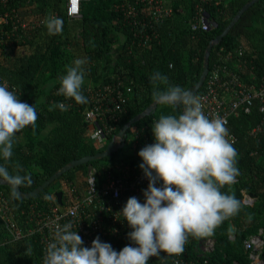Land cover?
Returning a JSON list of instances; mask_svg holds the SVG:
<instances>
[{"label":"trees","instance_id":"16d2710c","mask_svg":"<svg viewBox=\"0 0 264 264\" xmlns=\"http://www.w3.org/2000/svg\"><path fill=\"white\" fill-rule=\"evenodd\" d=\"M23 1L27 2L14 0L7 7L15 5L23 9L20 12L22 17L41 18L43 23L10 47L0 45V85L6 84L11 90L16 88L18 95L21 92L20 100L35 105L38 119L34 129L27 127L17 133L13 157L8 162L0 158V164L6 163L9 172L16 174L15 165L18 163L22 168L19 174H29L32 179L30 185L19 188L23 192H30L69 161L103 151L111 141V136L106 138L101 147L91 141L94 124L85 118L92 107L90 92L103 89L106 85L122 91L124 110L115 123L114 134H117L124 123L153 102L150 77L155 72L166 76L168 84L184 89L197 81L207 44L221 33L248 0H222L217 5L208 4L206 8L212 25L208 30L195 31L190 28L194 0H171L172 17L155 24L158 37L152 39L150 36L146 42L139 33L144 28L130 24L124 16L121 4L130 0H84L80 4V15L76 18L67 16L63 0H28L27 8ZM263 1L245 11L229 33L212 47L209 70L220 48L228 53L236 52L241 47L244 50L243 60L249 63L247 67L252 66L251 71L255 72L257 81L264 76ZM28 8L31 13L24 11ZM50 17L63 21L60 33H49L45 21ZM145 31L151 34L152 28L145 26ZM76 59L86 61L83 65L85 84L82 87L88 101L86 104H76L57 95L60 78ZM250 72L245 69L241 75L249 80ZM129 87L130 91L127 90ZM160 87L163 89L166 85L161 84ZM59 103L68 105V110L54 107ZM179 112L180 109L158 105L155 112L135 122L127 130L122 149L70 169L32 198H13L12 189L0 185L19 225L23 226L24 214L21 212L31 202L41 201L62 191L61 181L66 180L72 187L77 177L85 176L91 166L100 173L108 170L116 173L114 166L120 162L118 159L132 165L138 161L142 163L140 158L121 152L130 149V136L134 130L146 126L145 132H152L151 126L161 115ZM259 119L257 107L229 119L227 129L236 136L233 146L238 153L240 174L233 185L222 189L229 192L230 187L239 202L243 199V192L253 193L256 198L251 204L240 202L239 213L215 230L212 235L214 249L207 254L205 261L200 258L198 264H249L243 240L259 228L264 232V134L259 138L249 134ZM141 148L143 146L137 144L136 154ZM79 184H83L82 179ZM42 261L38 236L25 235L13 240L0 219V264H43Z\"/></svg>","mask_w":264,"mask_h":264},{"label":"clouds","instance_id":"9594fccd","mask_svg":"<svg viewBox=\"0 0 264 264\" xmlns=\"http://www.w3.org/2000/svg\"><path fill=\"white\" fill-rule=\"evenodd\" d=\"M45 23L52 35L62 31L60 18L50 17ZM85 63L76 59L66 68L57 95L76 104L88 102L82 92ZM150 80L154 103L182 110L161 115L151 126L154 142L137 153L142 161L138 167L148 181L143 203L129 197L119 212L131 229L127 234L131 243L117 252L97 236L90 246H84L73 225L66 223L57 227L43 264H149L150 258H160L161 254L179 256L190 237H210L239 213L240 202L230 187L229 192L222 191L240 174L238 153L228 138L226 121L219 115L209 119L203 97L168 84L159 71ZM161 84L166 87L161 89ZM20 95L16 88L0 85V158L5 162L13 157L17 133L27 127L34 129L38 119L35 105L22 102ZM54 107L68 110L64 103ZM21 171L18 163L16 174L9 172L6 163L0 164V182L11 186L13 198L20 186L32 183L31 176L20 175Z\"/></svg>","mask_w":264,"mask_h":264},{"label":"built area","instance_id":"2783aa9c","mask_svg":"<svg viewBox=\"0 0 264 264\" xmlns=\"http://www.w3.org/2000/svg\"><path fill=\"white\" fill-rule=\"evenodd\" d=\"M14 0H0V45L10 47L21 41L25 34L43 23L41 18L22 17L19 7L8 3ZM84 0H64V7L68 17H79L80 4ZM222 0H194V12L190 23L191 30H208L212 20L206 6L213 3L217 5ZM28 2V0H27ZM23 1L25 8L28 4ZM124 16L130 24L140 26V36L143 42L149 37L157 38L154 29L155 24L164 22L173 15L171 3L167 0H130L121 4ZM27 10V12L25 11ZM31 13V9H24ZM264 18V1L262 3ZM145 26L152 28V35L145 31ZM244 50L241 47L236 52H223L220 48L216 52V60L212 63L201 92L196 95L203 97L204 113L209 119L219 115L226 121L238 116L241 112L249 113L254 107L260 114L259 121L250 129L249 134L259 138L264 134V76L257 81L252 66L243 60ZM248 69L249 80L244 79L242 71ZM11 90V89H9ZM130 91V87L127 88ZM92 107L86 114L87 121L94 124L90 138L92 143L100 147L106 138L116 140L114 134L115 123L123 112L122 91L106 85L103 89H97L89 93ZM182 109H180L181 111ZM146 126L140 130H134L130 136L132 141L128 153L132 157L136 154L137 144L143 147L154 142L152 132H145ZM229 140L233 144L236 136L229 131ZM139 158V157H138ZM116 163V173L105 171L100 173L95 167L88 168L83 176V184L80 188L72 186L69 194L62 199L61 204L57 202L56 195L51 194L49 198L44 197L41 201L31 202L20 226L16 220L15 212L12 210L0 190V219L5 224L11 239L17 240L25 235H37L43 257L47 245L54 239L57 227L66 223L73 225V231L82 237L84 246H90L97 236L102 242L109 243L114 250L119 252L124 246L131 243L127 234L131 231L123 217L119 214L129 197L135 196L143 203L142 192L147 188L148 181L144 178L138 167L141 162L131 163L121 161ZM101 174V176H99ZM94 180V184H93ZM63 180L62 184L67 185ZM69 185V184H68ZM243 192V198L247 197ZM23 227V228H22ZM233 238V235L229 236ZM215 240L212 236L205 238H189L185 250L179 256L169 257L161 254L155 261L150 258L149 264H198L201 260L208 258L207 254L214 249ZM135 246V245H133ZM244 249L247 251L249 264H264V232L262 228L243 240ZM191 247V256L189 248ZM202 258L201 260H199ZM205 261V260H204ZM43 263V261H42Z\"/></svg>","mask_w":264,"mask_h":264},{"label":"water","instance_id":"95a60500","mask_svg":"<svg viewBox=\"0 0 264 264\" xmlns=\"http://www.w3.org/2000/svg\"><path fill=\"white\" fill-rule=\"evenodd\" d=\"M259 1L260 0H248V1H246L236 11L234 16L231 18V20L228 22V24L223 28L221 33H219L215 38H213L212 40L209 41V43L207 44V46L205 48V51H204L201 73H200L197 81L192 86H189L185 90L191 91L194 94H196L201 89V87L203 86V83H204V81L206 79V76L208 74V71H209V56H210V52H211L212 47L214 45H217L223 39V37H225L229 33V31L232 29V27L240 19V17L242 16V14L245 11H247L252 5H254L255 3L259 2ZM157 106H158V104L152 102L142 112H140V113L134 115L132 118H130L119 129L118 133L116 134V140H114V141L111 140L107 144L106 148L103 151L97 152V153H95L93 155H85V156H82L81 158L69 161L68 163H66L65 165L60 167L57 171H55L50 177H48L46 180H44L40 185L35 187L32 191L23 192L22 190H20V188H18L16 190L17 191L16 196L19 199L32 198V197L38 195L41 190H43L44 188L49 186L53 181L58 179L63 173L69 171L70 169H72V168H74V167H76L78 165L85 164V163H87L89 161H92V160L102 159L104 157L110 156L111 154H113V153L117 152L118 150L122 149L124 147V145H125V138H126L127 130L135 122H137L140 119L144 118L145 116L155 112ZM0 185L8 186L9 188H11V186L6 184V183L0 182ZM55 195L57 197V201L59 203H61L62 192L58 191V192L55 193ZM255 198H256L255 194L249 193L247 195V197H244L240 202L245 203V204H251V202Z\"/></svg>","mask_w":264,"mask_h":264},{"label":"crops","instance_id":"0c3cea01","mask_svg":"<svg viewBox=\"0 0 264 264\" xmlns=\"http://www.w3.org/2000/svg\"><path fill=\"white\" fill-rule=\"evenodd\" d=\"M168 2H170L171 3V0H167ZM63 2H64V0H63ZM76 18V17H75ZM262 28L264 29V25H262ZM80 179H82L83 180V177H81L80 178V176H78L77 177V181H75V184H74V186H76L77 188H80L81 186H80V184H79V182H80ZM61 187H62V191L61 192H63L64 193V195H62L61 196V202H62V199H63V196L64 197H66L68 194H69V188H70V186L68 185V183H67V185H63L62 184V181H61ZM58 192V191H57ZM56 193V192H55ZM54 193V194H55ZM56 199H57V197H56ZM58 202V201H57ZM59 203V202H58ZM59 204H61V203H59Z\"/></svg>","mask_w":264,"mask_h":264},{"label":"rangeland","instance_id":"374dc122","mask_svg":"<svg viewBox=\"0 0 264 264\" xmlns=\"http://www.w3.org/2000/svg\"><path fill=\"white\" fill-rule=\"evenodd\" d=\"M101 146H102V145H101ZM101 146H100V147H101ZM123 151H124L126 154H129L127 149H124V150H122L121 152H123ZM121 152H120V153H121Z\"/></svg>","mask_w":264,"mask_h":264}]
</instances>
